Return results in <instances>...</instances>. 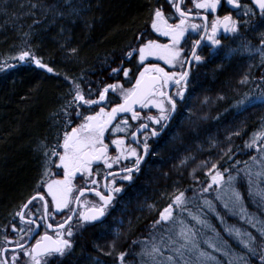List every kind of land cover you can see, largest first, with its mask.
<instances>
[{"label": "trees", "instance_id": "trees-1", "mask_svg": "<svg viewBox=\"0 0 264 264\" xmlns=\"http://www.w3.org/2000/svg\"><path fill=\"white\" fill-rule=\"evenodd\" d=\"M163 5L164 0H0V64L7 62L15 65L0 72V247L5 246L3 237L7 233L4 226L13 222L20 226L16 213L20 205L34 195L36 181L44 164V155L38 145L41 140L55 144L56 133L69 129L62 127L68 117L61 107L70 102L74 93L69 92L72 82L65 74L77 78L86 93L89 83L95 89L98 84L102 86L103 83L113 82L106 58L109 62L111 57L119 60L120 53L130 42L135 46L134 38L140 31H143L145 40L161 41L151 28V19L154 9ZM255 18L256 22L246 26L241 34L240 40L244 42L241 52L235 56H231L229 51L224 52L222 56L228 58L223 59L207 56L204 64L191 76V90L184 104L187 119L180 124L179 105V112L169 127L180 137L168 139L159 154L162 159L154 160L157 164L153 168L154 175L150 170L143 189L133 191L127 198L129 205L121 218L128 221L131 228L123 233L126 239L121 245H130L133 239L151 231L149 226L157 210L151 208L152 212L147 211V202L157 207L159 199H167L175 189V192L179 190L187 195L196 194L197 187L193 180L199 177L202 181L205 175L201 161L217 158L223 169L243 168L245 162L251 164L253 154L258 155L257 150L246 149L244 141L264 123V104L250 107L236 104L252 91L257 94L264 91V79H261L264 77V58L257 50L260 48V34L264 32V21L258 16ZM25 41L45 62H51L57 72L48 73L37 65L17 63L15 54L24 47ZM249 41L253 49L251 52L245 48ZM64 45L77 47L79 55L72 57ZM137 63L138 59L132 61L133 65ZM246 74L248 79L241 82ZM134 83L131 80L125 87ZM205 97L209 104L201 103ZM91 98L95 99L94 93ZM112 98L119 100L117 96ZM199 116H206V120L195 123ZM195 124L201 127L197 128ZM187 135L188 139H183ZM215 140L217 144L211 148ZM231 145L234 148L226 158ZM186 147L190 153L186 160L188 166L179 170V163L186 158L183 156ZM237 160L242 163L237 165ZM194 168H198L196 172H193ZM181 171H184L183 177L178 175ZM158 172L161 174L156 175ZM200 195V203L202 199L211 200L216 207L213 215H205L202 208L199 211L207 221V227L202 229L211 230L214 234H207L216 242L228 241L232 247L242 248L235 235H230L226 228L234 225L242 231L255 232L256 229L247 219H241L243 214L240 211L225 209L213 193L204 195L200 190ZM248 207L250 212L257 213V219L262 218L259 214L264 209L252 203H248ZM112 227L114 224L109 226ZM109 228L88 230L75 241L73 252L62 257L59 264H91L92 259L99 255L94 251L96 244L107 247L113 234ZM129 251L133 255L128 258L135 260L134 253L138 250L132 247ZM215 254L224 259L222 253ZM99 256L103 259L106 257L101 253ZM253 264H256L255 260Z\"/></svg>", "mask_w": 264, "mask_h": 264}, {"label": "snow or ice", "instance_id": "snow-or-ice-1", "mask_svg": "<svg viewBox=\"0 0 264 264\" xmlns=\"http://www.w3.org/2000/svg\"><path fill=\"white\" fill-rule=\"evenodd\" d=\"M227 3L236 8H244L246 10L244 15L257 14L258 10L259 16L264 21V0H252L249 4H241V0H227ZM173 5L179 12L175 23L169 22V18H166L162 7L159 6L154 9L151 19V28L156 32H162L165 37H170L167 43L154 39L145 40L143 31H140L134 38L135 46L130 42L120 53L119 60L111 57L109 62L106 58L105 63L110 68L113 82L103 83L102 86L98 84L95 89L89 83L86 93L85 87L77 78L65 74L66 78L72 82L69 92L74 95L71 96L70 102H66V106L61 107V111L68 117L62 127L66 129L70 127V130H65L63 133L58 131L53 145H50L47 140H41L38 145L44 155L43 168L36 181L34 195H31L26 203L21 204L20 210L16 213L20 226L18 227L16 222L4 226L7 234L3 237L5 246L0 247V264H59L62 257L70 255L74 248V235L80 229L104 217L108 206L124 187L117 182V175L108 172L107 169H112L113 165H120L122 159L126 160L127 166H121L118 173L121 179L131 181L133 172L140 171L141 162L149 152L148 136L157 134V128L152 127L149 133L147 131L149 125L141 123L137 131L145 129L142 149L126 144L124 136H117L111 141L116 146V154L111 155L109 144L105 143L104 133L108 125L117 117V113L131 112L132 119H139L141 114L136 111L134 107L136 104L145 108L154 105L158 109L156 114L149 112L144 119L154 121L157 125L167 124L172 113L177 110L178 100L184 99L192 66L204 59L197 51L202 41L207 40L212 46H220L222 41L218 38V34L221 27L224 32L238 33L240 31L242 22L234 18L231 12L216 16L209 21L208 16L203 12L186 11L185 7L176 3V0H173ZM220 5L221 0H195L194 7L215 11ZM74 11L77 10L74 9ZM191 16H203V24L187 19ZM243 23L247 24L248 21ZM201 27L203 28L201 38L192 41L191 47L186 51L182 46V42L186 40L185 33L189 28L196 30ZM250 44L249 41L245 45L249 52L253 51ZM259 45L260 48L257 50L264 58V32L260 34ZM64 47L72 57L79 55L77 47L67 45ZM149 57H160L168 64L180 67L181 71L169 72L159 64L148 63ZM14 59L17 63L35 64L49 73L57 72L52 63L45 62L27 41L24 42V47L16 52ZM137 59L138 63L133 65L132 61ZM113 64L116 66L113 67ZM14 66L5 62L0 64V69ZM246 79H248L247 74L241 78V82ZM131 80L135 83L125 87V84L130 83ZM169 82H174L176 87L174 94L164 90V85ZM110 92L112 96H109ZM92 93L95 94V99L91 98ZM117 93L119 97H122V102L112 104L110 110L105 107H100L99 111L88 109L87 115H84L83 111H75V109L83 108L84 105L98 106L101 102L111 100ZM205 99L207 100V97ZM236 104L245 107L264 104V91L256 96L246 94L236 101ZM70 108L73 111L70 112ZM75 119H80V123L73 126ZM127 119L125 115V125ZM120 128L121 124L117 123L111 131L116 132ZM236 134L238 135L239 132ZM131 135L136 138L137 132H132ZM244 144L247 149L257 150L258 155L253 154L250 157L251 164L245 162L243 168L223 169L219 161L200 162V166L207 172V178L204 180L207 188L210 190L213 185H223L224 191L218 188L217 196L224 201V208L231 210L239 208L240 213L243 214L241 219H247L252 228L256 229L255 232L242 231L234 225L226 228L230 235H235L242 248H234L228 241L216 242L209 238L207 242L214 251H208L198 243L195 228L186 225L183 220L179 230L180 239H175L171 234L172 229L168 227L169 224H174L176 219L174 205L187 202L185 192L177 190V194L171 197L172 202L157 210V218L151 222L149 226L151 231L148 234L140 235L131 241L129 247H123L119 242L122 232L120 228H117L114 238L108 242L107 247L96 244L98 252L111 257L112 264H137L136 260L128 258L133 255V252L129 251L132 246L138 247L134 255L139 256V264H253L254 260L256 264H264V212L259 214L262 218L257 219V213L250 212L248 207V203H252L264 209V127L254 131ZM237 150L239 151V148ZM228 151L230 152L231 148ZM232 155L235 156V153ZM129 157L132 159L129 160ZM187 159L189 158L182 160L181 164ZM97 161H102L107 166L103 185L107 192L96 187L99 181L93 178L94 172H99V168H93L94 162ZM240 163L242 162L236 161L237 165ZM54 165H58L62 170V176L52 178ZM78 173L84 174L80 177L84 182L80 187L73 184ZM196 178L199 179V177ZM73 188H76L75 193ZM201 191L205 189L201 188ZM86 193H95L98 200L87 199ZM37 199L40 201V207H36ZM72 201H75L77 207L71 206ZM205 202L212 211H216L212 201ZM52 205L54 209L66 210V215L56 223L47 220V217L57 214L54 210H50ZM149 207L155 208L156 205ZM37 212L42 213L40 218L45 220L48 229H56L55 234L45 230L42 234L35 235L37 229L41 227L36 218ZM217 215H220L219 212ZM195 219L202 225L207 224L200 215H196ZM220 219L221 222L224 221L222 216ZM213 231L217 230L213 227ZM217 236H219L218 232ZM31 240L35 242L31 243ZM9 250H11L10 255ZM215 253H222L224 259ZM91 264H108V262L98 255L92 259Z\"/></svg>", "mask_w": 264, "mask_h": 264}, {"label": "flooded vegetation", "instance_id": "flooded-vegetation-1", "mask_svg": "<svg viewBox=\"0 0 264 264\" xmlns=\"http://www.w3.org/2000/svg\"><path fill=\"white\" fill-rule=\"evenodd\" d=\"M176 3H180L181 6L185 7L186 11L187 10H191L193 12L196 11H200L203 12L205 15L208 16L209 21H211L212 19H214L216 16H223L225 14H227L228 12H231L234 18H238L242 23H241V27H240V31L238 33H232V32H224L223 28L221 27V31L218 34V38L222 41V45L220 46H212L211 43L207 40H203L201 45L197 48L198 54L201 55L202 57H204L203 60H201V63L199 65H197V62L194 63V65L191 68L190 71V75L188 78V84L187 86L190 87V81H191V76L195 73V71L204 64L205 59L207 56L210 57H217L219 55L224 54V52H227L233 49H237L239 50V47L242 49L241 44H243L244 42H242L241 39V34L243 32V30L245 29L246 26H250L252 23L256 22V16H258V18H261L258 14V10H257V14H253V15H244L243 13L246 11L244 8H236L233 5H230L227 3V0H221V5L215 10L212 11L211 9H198L195 8V0H176ZM252 3V0H241V4H249ZM162 10L165 13L166 18H169V22L170 23H175L177 18L179 17V12L176 11L174 5H173V0H164V5L162 6ZM201 18H194V16L188 17L187 19H189L190 21H194L197 24L202 25L204 22V18H202L203 16H200ZM244 21H248L247 24H244ZM203 34V28L201 27L200 29H196L193 30L191 28L188 29V31L185 33V37L186 40L182 42V46L186 49V51L191 47V43L194 40L200 39L201 35ZM162 38V39H161ZM161 41L162 43H167L166 41V37L164 35L161 34ZM238 52V51H237ZM237 52L235 54H237ZM235 54H232L233 56H235ZM190 55V53H189ZM231 55V56H232ZM230 56V57H231ZM212 59V58H210ZM210 59L208 60V62L210 61ZM165 61V60H164ZM149 63V62H148ZM24 64V62H23ZM151 64H159L161 67H164L167 71L169 72H179L181 71L180 67H174V65H170L167 63V61H165V64L160 61H155ZM190 80V81H189ZM174 82H170L168 83V87L166 89H164L165 91H168V89L172 86ZM187 87V88H188ZM176 91V87L174 86L171 89V93L174 94ZM187 94V89L185 90L184 93V97ZM109 96H112V94H109ZM113 100H108L105 102H101L98 106H90L88 109H90L91 111H99L100 107H105L108 108L110 110V107L112 104L114 103H121V101L119 100H114V98H112ZM183 100H181L182 102ZM181 102L178 101L177 103V111H178V106L181 104ZM137 112H139L140 118L139 119H132V114L131 112L126 114L128 119L126 122V125L124 123V116H117L111 124L108 125L107 129L105 130L104 133V138H105V143L109 144V152L111 155H115L116 154V146L114 144L111 143L112 140H114L117 136H124L125 137V143L129 144L133 147H137L138 149H142L143 147V140H144V131L143 130H139L138 129V125L141 123H146L149 125V129H147V131L149 133H151V128L155 127L157 128V134L155 135H149L148 139H147V143L149 144V152L147 155H145L144 160L141 162L140 165V171L139 172H133V179L131 181H127V180H123L120 178V174L118 173V169L121 166H127L128 161L123 160L121 161L120 165H113L112 169H107V166L103 164L102 161H97L94 162L93 164V168H99V172L96 173L94 172V179L98 180L99 183L96 185V187H98L101 191H105L107 192V190L103 187L104 185V179H105V175H106V169L108 172H112L113 174L117 175V182L121 183L124 185L122 191L120 193H118L114 200L112 201V203L108 206L107 211L105 213L104 218L102 217V219H100L98 222H92L89 226L80 229L75 235H74V245H75V241L79 240V237H83L84 234L86 232H88V230L93 229V228H99L101 229L103 226L104 229L105 228H109V226L114 224V227L109 228L110 230H113V234H115V231L117 228L121 229V236L120 238L122 239H126V237L123 235V233L125 231H127L128 229L131 228L130 223L128 221H126L125 219H122L121 216L125 214V212L127 211V205H129V202L127 201V198L130 197V195L132 194L133 191L140 189H143V184L145 183V178L147 176V174L150 172V170H152L153 172V168L155 166H157V164H155V157H159L162 159V156H159V154H161V151L163 150L164 146L167 144L168 139H170L172 136L171 134H169V127L170 124L168 125V127L163 131L164 125H157L154 121H146L144 119L145 116H147L149 114V112H151L152 114H156V112L158 111V109L155 108L154 105H149L147 108L143 107V106H139L135 108ZM88 114V111H86V115ZM177 114V112H176ZM176 116V115H175ZM117 123L121 124V128L116 131V132H112V128L115 127V125ZM78 124V120H74V124ZM70 130V127L69 129ZM132 132H137V137L133 138L131 133ZM172 132V131H170ZM132 158L129 157V160H131ZM161 166H167L166 164H162ZM53 177L52 178H56L57 176H62L63 172L62 170H60L58 165H54L53 166ZM157 174H161V173H155ZM84 175L83 173H78L76 178H74L73 180V184L76 185L77 187L83 186L84 182L80 179V177ZM152 175H154V172L152 173ZM88 187H92V185H88ZM44 191L46 192V189H44ZM76 192V188H73V193ZM78 194V193H77ZM85 197L89 200H98V197L96 196L95 193H90V194H85ZM167 201V202H166ZM39 202V203H38ZM169 201L165 198H160L159 199V203L157 204V207H155L156 209L162 208L165 204H167ZM160 204H162L160 206ZM36 207H40V201L39 199H37L36 201ZM150 205H153V203L151 202H147L145 204V208L147 211L152 212V210H150L151 208L149 207ZM72 207H77L75 201H72L71 203ZM178 205H174V208L176 209ZM81 208L83 207L82 205L80 206ZM149 207V209H147ZM50 210H54L57 214L47 217V220L56 223L62 220V218L66 215V210H60V209H54V205H52V207L50 208ZM34 211V209H33ZM42 216V213L37 212L36 213V218L39 221L41 227L39 229H37V234L36 235H40L43 233V231L47 230L49 231L50 234H55L56 229L55 228H51L48 229L46 227L45 224V220L41 219L40 217ZM157 218V212H156V217ZM19 219V217H18ZM100 222V223H99ZM102 230V229H101ZM35 241L33 240L32 243H34ZM133 248L138 250V247L136 246H132ZM130 247V248H132ZM10 254V252L8 253ZM100 255V254H99ZM112 263V262H108Z\"/></svg>", "mask_w": 264, "mask_h": 264}, {"label": "rangeland", "instance_id": "rangeland-1", "mask_svg": "<svg viewBox=\"0 0 264 264\" xmlns=\"http://www.w3.org/2000/svg\"><path fill=\"white\" fill-rule=\"evenodd\" d=\"M155 31V29H154ZM156 32V31H155ZM158 37L161 38V34L164 35L162 32H156ZM162 39V38H161ZM170 40V37H166V41L168 42ZM234 51H230V55L232 54H235L237 51L238 52H241L242 49L239 47V50L238 48L237 49H233ZM219 56H221L222 58H220ZM217 57H215L216 59H223V58H228L227 56H222V55H219ZM17 62V60H15ZM155 61H162V62H165L163 59H161L160 57H149L148 58V62L149 63H153ZM201 63V61L197 62V65H199ZM30 64V63H29ZM174 67H177V66H174ZM7 69V68H5ZM4 70V69H1L0 72ZM190 81V80H189ZM170 83V82H169ZM168 87L167 84L164 85V89H166ZM188 87V86H187ZM187 89V94L186 96L184 97L183 101L181 102V100H178L179 102H181L180 104V112H179V120H180V124L182 125L184 123V120H186L187 118H185V112H186V99L188 97V92H190V87L186 88ZM111 94V92L109 93ZM252 96H256L258 95L256 92L252 91V93H250ZM116 96L118 97V99H122V97H119V94L117 93ZM82 103V102H81ZM202 104H209V101L206 100V99H203L201 101ZM190 104V103H189ZM89 106V105H88ZM87 105H84L82 110L83 112L87 111L88 107ZM185 106V107H184ZM241 107H243L244 105H240ZM183 107V108H182ZM81 109H76V112H80L82 111ZM84 112V115H86V113ZM82 119V118H81ZM75 120H78V123H80V119H75ZM206 120V116H199L196 120H195V123L197 121L199 122H203ZM196 125V124H195ZM197 128L201 127V125H196ZM261 127H264V123L262 124ZM261 129V128H260ZM194 131V130H193ZM169 134H171L172 137H180L179 134H176V132L172 131L170 132ZM209 134V133H207ZM171 137V138H172ZM196 137H199V136H196ZM191 138V137H190ZM183 139H188V135L187 136H184ZM209 140V138H208ZM173 141V139H172ZM215 143H212L213 145H211L210 147L212 148L213 146H215V144H217L216 140L214 141ZM245 145V144H244ZM206 148L208 149V146H206ZM229 148H231V150L234 148V146H230ZM228 148V149H229ZM246 148V147H245ZM247 149V148H246ZM231 153V151L227 152V156H225L226 158H228L229 154ZM183 156L184 157H189L190 156V153H189V149L186 147L184 148V151H183ZM217 161H220L219 159L215 158V159H212L210 162H217ZM186 166H188V161H185V163L181 164L179 163V170H183ZM202 168V167H201ZM195 169V172L198 168H194ZM203 169V168H202ZM203 172H205V175L204 177L202 178V181L200 179H196L195 181L193 180V182L196 184V194L194 195H191V194H186L185 193V196H186V200L187 202L186 203H183L181 205H178L177 208L175 209L174 208V214H175V222L174 224H169L168 227L172 229V235L175 239H180L179 237V230H180V224H181V220H183L185 222L186 225H191L195 228V233H196V236L198 238V243L200 244L201 247L203 248H206L208 251H214L211 249L210 245L208 244V239L211 238L213 239L212 237H210V235H208L207 233L209 234H214L211 230L207 229V230H203L204 228H206L207 226L205 224H201L198 220L195 219V216L196 215H200L199 211L201 210V208L203 209V212L205 215H207L208 213L210 214H214V211H212L206 204H205V199H202L201 200V203H200V198H201V195H200V190L201 188H204L205 191H203V194L204 195H209L211 193H213L216 197V199H218L222 205L224 206V201L220 199V197L217 196V189L219 188L222 192L224 191V186L223 185H213L212 188L209 190L207 188V185L204 184V180L205 178H207V172L203 169ZM178 175L183 177L184 176V171H181V172H178ZM226 175V174H225ZM180 180H178L177 182L179 183ZM176 189L174 190L173 194H169V196L167 197V200L169 201L168 203H171L172 202V199L171 197L176 195L177 192H175ZM196 195H199L200 197H197ZM211 201V200H210ZM162 204H160L161 206ZM153 210H158L156 208H153ZM231 210V209H229ZM235 211H237L239 213V208L235 209ZM191 213V214H190ZM201 216V215H200ZM106 226V225H105ZM103 226L101 229H104ZM200 230H199V229ZM203 228V229H202ZM124 235V234H123ZM114 238V234L111 235L110 239H109V242ZM125 240H123L122 238H120L119 242L120 244L122 242H124ZM123 247H129V245L127 244H124L122 245ZM209 247V248H208ZM97 254H100L98 252L97 249L94 250ZM223 255V254H222ZM135 257V260L137 261V264H139V256H134ZM106 258V259H105ZM104 258L105 261L107 262H112V258L108 256H106ZM131 260V259H130ZM133 260V259H132ZM109 264H112V263H109Z\"/></svg>", "mask_w": 264, "mask_h": 264}, {"label": "bare ground", "instance_id": "bare-ground-1", "mask_svg": "<svg viewBox=\"0 0 264 264\" xmlns=\"http://www.w3.org/2000/svg\"><path fill=\"white\" fill-rule=\"evenodd\" d=\"M194 18H201L200 16L199 17H197V16H194ZM203 18V17H202ZM229 61V60H228ZM23 63V62H22ZM33 65H35V64H33ZM44 70H46V69H44ZM47 71V70H46ZM49 73V72H48ZM174 87V83L172 84V86L168 89V92L169 93H171V89ZM140 105L138 104L136 107H139ZM135 107V108H136ZM176 112H177V110L174 112V113H172V115H171V117H170V119L168 120V122H167V124H165L164 125V128H163V130L161 131V132H163L167 127H168V125L171 123V121L173 120V118L175 117V115H176ZM128 113H130V112H127L126 114H128ZM126 114H123V115H126ZM123 115H119V114H117V116H123ZM149 129V128H148ZM141 130H143V129H140V131ZM150 130V129H149ZM171 155V154H170ZM134 193V192H133ZM39 203V202H38ZM37 206V205H36ZM27 211V210H26ZM139 214V213H138ZM150 216V215H149ZM146 217V216H145ZM152 217V216H151ZM104 218V217H103ZM150 218V217H149ZM100 219H102V217L100 218ZM147 219H148V217H147ZM148 221V220H147ZM100 223V222H99ZM145 225V224H144ZM93 230V229H92ZM103 232V231H102ZM107 232V231H106ZM37 234V232L35 233V235ZM109 235V234H108ZM32 241L33 240H31L30 242L32 243ZM105 241H106V239H105ZM101 243V242H100ZM108 244V243H107ZM104 245H105V243H104ZM11 250H9V252H10ZM73 252V251H72ZM10 255V254H9ZM109 258V257H108ZM106 259V258H105ZM61 260H63L62 258H61ZM112 260V259H111Z\"/></svg>", "mask_w": 264, "mask_h": 264}, {"label": "water", "instance_id": "water-1", "mask_svg": "<svg viewBox=\"0 0 264 264\" xmlns=\"http://www.w3.org/2000/svg\"><path fill=\"white\" fill-rule=\"evenodd\" d=\"M138 104H136L134 107H136ZM119 115H123V114H126V113H117Z\"/></svg>", "mask_w": 264, "mask_h": 264}]
</instances>
